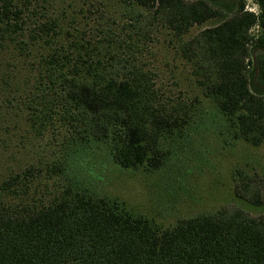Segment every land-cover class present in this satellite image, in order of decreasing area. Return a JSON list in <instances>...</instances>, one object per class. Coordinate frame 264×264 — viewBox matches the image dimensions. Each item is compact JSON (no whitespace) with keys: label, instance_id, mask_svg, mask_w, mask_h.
Here are the masks:
<instances>
[{"label":"trees","instance_id":"16d2710c","mask_svg":"<svg viewBox=\"0 0 264 264\" xmlns=\"http://www.w3.org/2000/svg\"><path fill=\"white\" fill-rule=\"evenodd\" d=\"M65 1L46 0L43 11L45 1L0 0V49L9 50L8 69L15 63L0 71V91L17 100V114L38 135L65 130L73 153L71 163L0 162V264H264V171L233 176L235 196L258 214L235 203L169 226L71 174L93 142L122 168H159L168 156L164 139L185 132L201 100L172 109L163 100L154 69L143 63L158 33L214 106L212 124L263 145L264 90L251 87L249 63L264 47V0L260 17L244 0H112L126 14L121 29L105 15L80 22V1L71 0L73 13ZM257 21L263 34L255 38ZM259 68L264 79V58ZM2 133L0 125V141Z\"/></svg>","mask_w":264,"mask_h":264},{"label":"rangeland","instance_id":"374dc122","mask_svg":"<svg viewBox=\"0 0 264 264\" xmlns=\"http://www.w3.org/2000/svg\"><path fill=\"white\" fill-rule=\"evenodd\" d=\"M41 1H45L41 4L44 5L42 10L46 11L48 3L46 0ZM78 1L80 5L76 7L84 8L83 11L79 9L77 13L80 22L91 21L93 17L105 15L106 18H111L110 22L116 28H122L126 14L124 15L123 7L116 1ZM226 1H232L233 4L236 2ZM244 1L248 3L247 0ZM71 2V0L64 2L68 7V13H73L75 9ZM50 8H53V5H50ZM223 11L228 15L227 11ZM113 19L116 23H113ZM212 21L214 19L194 25L184 37L187 39L209 26ZM91 24L95 23L91 21ZM255 34L262 35L263 28ZM148 44L152 53L146 51L143 63L154 69L161 96L168 103V107L173 108L178 102L196 104V96H199L201 102L198 103V107L203 109V115L196 107L185 132L164 139L163 144L168 156L159 168L150 169L146 166L122 168L113 161L106 145L93 142L88 145L82 159L77 157L81 161L73 162L71 174L76 176L78 182L94 188L102 195L119 198L134 211L165 226L235 203L247 207L254 215L258 214V210L248 207L249 204L246 205L235 196L233 176L237 170H242L253 178L257 177L256 174H262L264 144L253 146L241 139H232L226 133L223 134L221 129L212 124V119L215 118L212 116L210 118V111H215L214 106L200 93L190 78L187 62L176 54V49L168 41V37L164 33H158ZM7 52H9L7 48L0 49L2 73L12 70L15 65L12 63L8 69ZM255 55V63H249L251 87L264 90V79L258 75L260 61L264 58V47H258ZM254 70L255 73H252ZM7 94L9 92L0 91V125L3 128L0 141L2 165L9 168L36 162L71 163L72 146L66 145L68 138L65 130L57 132L46 130L42 135H38L26 127L25 121L17 114L19 112L17 100L12 96L9 97L10 101L6 100Z\"/></svg>","mask_w":264,"mask_h":264},{"label":"built area","instance_id":"2783aa9c","mask_svg":"<svg viewBox=\"0 0 264 264\" xmlns=\"http://www.w3.org/2000/svg\"><path fill=\"white\" fill-rule=\"evenodd\" d=\"M248 3H245V9L249 12L254 13L257 17H260L262 9L261 5L257 0H247ZM262 28L259 21H257L250 29V33L255 37L258 38L259 35L255 34L258 33L259 29ZM256 31V32H255Z\"/></svg>","mask_w":264,"mask_h":264},{"label":"crops","instance_id":"0c3cea01","mask_svg":"<svg viewBox=\"0 0 264 264\" xmlns=\"http://www.w3.org/2000/svg\"><path fill=\"white\" fill-rule=\"evenodd\" d=\"M211 2H213L214 0H210Z\"/></svg>","mask_w":264,"mask_h":264}]
</instances>
